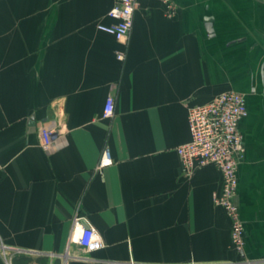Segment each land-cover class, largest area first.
<instances>
[{"label":"crops","instance_id":"obj_1","mask_svg":"<svg viewBox=\"0 0 264 264\" xmlns=\"http://www.w3.org/2000/svg\"><path fill=\"white\" fill-rule=\"evenodd\" d=\"M139 2L123 45L97 29L114 0H0V264H264V0ZM226 91L248 107L242 254L220 170L177 153L188 110ZM76 215L102 250L76 243Z\"/></svg>","mask_w":264,"mask_h":264},{"label":"built area","instance_id":"obj_2","mask_svg":"<svg viewBox=\"0 0 264 264\" xmlns=\"http://www.w3.org/2000/svg\"><path fill=\"white\" fill-rule=\"evenodd\" d=\"M169 14L175 11L172 0H162ZM140 5L139 0H114L107 17L111 23H99L97 29L114 37L126 45L134 26L135 13ZM117 59L124 61L126 53L118 51ZM115 113V100L108 97L104 109V118H112ZM248 114L246 96L236 91H226L212 101L191 107L188 110V124L191 140L177 148L182 166L187 174L210 165L217 167L223 178V190L214 196V202L222 207L232 222V243L236 252L242 254L245 248L246 230L241 218L236 198L239 178L238 168L245 158L246 148L240 123ZM43 149L50 152L53 134L50 130H41ZM112 164L111 154L106 148L102 154L99 168ZM85 218L76 215L74 226L78 230L76 243L93 254L105 247L100 232L93 226H83Z\"/></svg>","mask_w":264,"mask_h":264},{"label":"water","instance_id":"obj_3","mask_svg":"<svg viewBox=\"0 0 264 264\" xmlns=\"http://www.w3.org/2000/svg\"><path fill=\"white\" fill-rule=\"evenodd\" d=\"M211 21H212L211 19H208V22H207V28H208L209 33H213Z\"/></svg>","mask_w":264,"mask_h":264}]
</instances>
